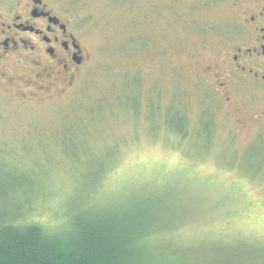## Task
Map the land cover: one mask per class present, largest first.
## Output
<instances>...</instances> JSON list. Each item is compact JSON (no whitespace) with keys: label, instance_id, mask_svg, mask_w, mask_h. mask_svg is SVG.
I'll list each match as a JSON object with an SVG mask.
<instances>
[{"label":"rangeland","instance_id":"rangeland-1","mask_svg":"<svg viewBox=\"0 0 264 264\" xmlns=\"http://www.w3.org/2000/svg\"><path fill=\"white\" fill-rule=\"evenodd\" d=\"M56 1L86 55L74 86L36 94L0 74V182L10 173L22 218L54 231L71 208L99 202L158 222L155 233L171 239L160 241L163 253H233L242 240L238 256L264 264L255 194L264 186V89L237 83L228 103L212 78L228 71L221 59L236 0ZM16 2L0 0V16ZM161 136L169 155L115 164L137 138ZM254 167L257 175L245 173Z\"/></svg>","mask_w":264,"mask_h":264},{"label":"trees","instance_id":"trees-1","mask_svg":"<svg viewBox=\"0 0 264 264\" xmlns=\"http://www.w3.org/2000/svg\"><path fill=\"white\" fill-rule=\"evenodd\" d=\"M183 131L177 134L186 136ZM254 168L244 171L255 176L260 167ZM9 174L0 182V264H250L247 257L238 256L247 249L242 240L233 253L216 245L206 247L197 257L163 253L160 241L169 237L155 233L158 222L153 225L142 212L125 214L99 202L71 208L62 224L49 231L22 218L23 207L11 195L16 183ZM3 201H8L4 202L7 206ZM160 211L163 220L166 217Z\"/></svg>","mask_w":264,"mask_h":264},{"label":"flooded vegetation","instance_id":"flooded-vegetation-1","mask_svg":"<svg viewBox=\"0 0 264 264\" xmlns=\"http://www.w3.org/2000/svg\"><path fill=\"white\" fill-rule=\"evenodd\" d=\"M57 5L56 0H18L6 5L0 16V65L28 71L20 77L3 71L1 77L5 75L7 82L17 78L19 85L37 90L36 94L53 92L55 96L74 86L86 55L64 9ZM244 5L248 9L240 14ZM232 10L235 16L228 20L221 59L228 71L221 77L212 72L226 102H235L230 88L237 83L264 89V0H236Z\"/></svg>","mask_w":264,"mask_h":264},{"label":"snow or ice","instance_id":"snow-or-ice-1","mask_svg":"<svg viewBox=\"0 0 264 264\" xmlns=\"http://www.w3.org/2000/svg\"><path fill=\"white\" fill-rule=\"evenodd\" d=\"M140 154L158 155L160 157H164L169 155V146L162 136L158 139L152 138L143 141L137 138L132 144L125 146L115 164L123 166L125 163L135 159ZM249 187H252V185L250 184ZM255 194L260 203L264 205V186H261L258 190H256ZM261 228L264 229V208L261 209ZM262 234H264V232H262Z\"/></svg>","mask_w":264,"mask_h":264}]
</instances>
